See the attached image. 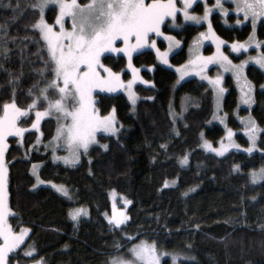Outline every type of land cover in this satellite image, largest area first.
Returning <instances> with one entry per match:
<instances>
[{
    "label": "trees",
    "instance_id": "trees-1",
    "mask_svg": "<svg viewBox=\"0 0 264 264\" xmlns=\"http://www.w3.org/2000/svg\"><path fill=\"white\" fill-rule=\"evenodd\" d=\"M35 2L0 0V104L9 101L14 90L17 103L25 106L31 101L29 89L38 94L51 78L47 49L32 27L39 17L31 7ZM57 12L50 7L48 20L53 22ZM222 18L218 12L212 14L216 31L226 39L246 40L251 34L250 23L227 26ZM203 27L188 24L179 31L185 44L173 55L175 62L188 58L189 46ZM257 34L264 39L261 22ZM212 48L207 45L206 50ZM133 61L144 67L142 77L152 85L138 84L141 99L135 108L122 92L97 93L100 113L115 108L121 131L100 134L101 144L78 164L52 160L50 151L37 146L36 131L26 133L23 143L10 137L7 159L15 216L9 221L14 231L30 229L16 255H10L12 264H32L41 258L42 264H108L117 255V246L126 252L139 240L155 241L162 253L180 254L177 264H264V180L253 182L250 177L252 170L264 165V151L231 150L222 156L207 151L201 134L218 143L226 132L223 124L210 125L215 108L212 86L198 78L177 85V72L158 65L151 49L138 51ZM103 64L122 71L127 58L108 53ZM248 76L255 85L253 106L240 105V92L228 76L223 112L234 128H242L240 117L251 113L264 129V70L250 65ZM184 100L187 108L177 121L173 112ZM42 127L44 138L50 139L54 123L46 121ZM237 136L249 143L243 133ZM259 145L264 148V132ZM185 154L188 161L181 163ZM35 162L42 163L40 176L45 181L68 186L69 194L49 186L33 187ZM113 189L131 201L129 219L121 226L107 218ZM79 207H86L88 215L73 220L69 211ZM30 245L36 252L28 255ZM162 264H173L172 256L163 255Z\"/></svg>",
    "mask_w": 264,
    "mask_h": 264
},
{
    "label": "snow or ice",
    "instance_id": "snow-or-ice-1",
    "mask_svg": "<svg viewBox=\"0 0 264 264\" xmlns=\"http://www.w3.org/2000/svg\"><path fill=\"white\" fill-rule=\"evenodd\" d=\"M195 2L196 0H181L182 6L178 7L177 0H150V2L146 0H85L83 3L81 0H36L31 5L39 11V17L32 27L38 30L47 49L49 60L45 63L46 67L50 66L51 78L44 87L39 89L38 94L29 89L31 101L25 106L17 103L14 90L11 99L0 104V239H2L0 264H12L10 255L11 257L16 255V250L24 243L30 231L28 228L14 231L13 225L9 222V217L15 216V213L8 202V166L5 161L8 137H20L22 140L24 133L28 130L23 126L22 121L29 117L30 113L34 112L35 115V119L30 122V127L37 130L44 117L55 113L57 128L52 141L62 143L69 155L55 157L54 148V158L62 159L65 163H74L79 160L81 150L87 153L91 144L98 143L96 139L98 133L118 132L115 108L107 115H101L96 106L98 103L96 90L114 92L117 89H124L134 107L137 101V93L133 89L135 81L139 79L145 84H151L152 81L143 80V77L138 75L140 69L132 63L133 53L150 44L152 48H155L159 59L165 64L169 63L168 53L180 41L174 36H166L169 45L167 49L161 51L156 47V41L151 39V36L152 34L165 36L161 30L162 25L166 20L175 24L178 12L183 14L185 21H193L196 24L206 22L208 31L200 32L199 36L201 40L212 39L216 43V52L204 56L198 51L201 41H194L197 45L196 54L185 65L177 68V72L180 73L179 79H183L190 71L204 74L208 65L216 64L225 72L231 71L238 83L242 81L241 103L250 105L253 102V85L243 74V69L249 61L264 68V51L255 56H248L239 64L233 63L229 55L221 48L227 42L216 35L210 19L213 11L217 9L225 17L228 15L229 10L224 7L223 0H214L212 5H209L207 0H203L202 15L190 11ZM50 4L57 6L59 10L54 24L49 23L44 16L45 9ZM235 5L233 11L243 14V20L237 19L235 23L242 24L250 20L252 33L247 41H233L231 50L236 53L247 52L253 44L261 48L264 41H259L255 32L258 21L264 24V0H235ZM65 18L70 20L68 27H66ZM118 41L122 42V46H117ZM121 52L126 55L127 66L133 73L132 79L127 81L121 78L120 72H115L102 63L105 53ZM204 78L216 92L217 107H219V98L225 91L222 86L223 76L218 73L215 77L204 75ZM261 87L264 88V85ZM177 115L180 113L173 112L174 119ZM240 120L244 122L243 131L249 141L245 151L252 153L258 146V134L264 132V129H261L251 116L246 120L240 117ZM226 136L227 143L222 139L218 148H213L211 142L207 140H204L203 146L211 148L220 155L230 148L241 147L234 141V132L231 128L227 129ZM104 147L107 148V145L105 144ZM260 151H264V148ZM187 161L188 156L185 154L181 158V163H187ZM234 167L239 168V165ZM37 168L38 165L33 164L32 171L36 174L37 182L43 183ZM250 177L253 182L264 180V168L259 171L253 170ZM167 183L165 181V184ZM57 188L68 195L67 189L63 186H57ZM112 191L115 193L114 189ZM125 202L131 203L126 198ZM113 209L110 220H114L116 224H122L128 219L123 210H119L117 214L115 203ZM69 215L73 220H77L81 215H88V210L84 207L70 209ZM116 251L117 255L110 257L108 264H161L163 255H171L173 264H177L180 256L178 253H161L155 241L146 240L133 244L126 252H121L119 246ZM33 252H36V248L30 245L26 254L31 255ZM36 264H42V258L36 261Z\"/></svg>",
    "mask_w": 264,
    "mask_h": 264
},
{
    "label": "rangeland",
    "instance_id": "rangeland-1",
    "mask_svg": "<svg viewBox=\"0 0 264 264\" xmlns=\"http://www.w3.org/2000/svg\"><path fill=\"white\" fill-rule=\"evenodd\" d=\"M83 2H85V0H81V3H83ZM146 2H150V0H146ZM198 2H203V0H196V2L192 5V8L190 9V11H194L196 14H198V15H202V14H203V8H204V5H203V3H202V4H200L199 7L196 9L195 6L197 5ZM223 2H224V7H225L226 9L229 10V11H228V15L225 17V16L223 15V13L220 12L218 9H217V10H214L213 13H214V12H218V13H220V14L223 16L222 20H223V22H224L225 25H227V26H238V27H242V26H244V25L250 23V20H249V21H244V23H242V24H236L235 21H236L237 19H241V20H243V14H242V13H239V14H238V13H236L235 11H233V9H234L235 6H236V5H235V0H223ZM207 3H208L209 5H212V4L214 3V0H211V1H210V0L208 1V0H207ZM177 5H178V7L182 6V4H181V0H177ZM53 6L56 7L57 10H58V7H57V6H55V5H51V4H50V5L45 9L44 16H45V19H46L49 23H53V24H54L55 20H54L53 22H51V21H49L48 18H47V11H48V9H49L50 7H53ZM58 12H59V10H58ZM58 12H57V15H58ZM213 13H212V14H213ZM232 13L234 14V15H233V16H234L233 19L231 18L232 16H229V15L232 14ZM210 19H211V21H212V15H211ZM65 20H66V27L70 26V20H69L68 18H65ZM225 21H227V23H226ZM259 23H260V21L257 22L255 35H256V38H257L259 41H264V39H263V38H260V37L258 36V34H257V27H258ZM188 24H196V23L193 22V21H185V20L183 19V14L178 12V13H177V17H176V22H175V24H172L170 20H166V21H165V24L162 25L161 30H162V32L165 33V36H159V35H156V34H152L151 39H154V40L156 41V47L159 48L161 51H164L165 49L168 48L169 41L165 38L166 36H168V35L174 36L177 40L180 41V43H179L178 45H175L174 47H172L171 51H169V53H168V61H169V63H167V64L163 63L162 60H160L159 57L157 56V59H158V65L172 68V69H174V70L177 72V68H178V67H180L181 65H185L186 62H187V61H188V60H189L194 54H196V51H197V45L194 43V41H198V40L201 41V42H200L199 49H198L199 53L203 54L204 56H208V55H212L213 53L216 52V43L214 42V40H212V39L201 40V38H200V36H199V33H200V32H205V33H207V31H208L207 23H206V22H201L200 24H196V25H203L204 27L201 28V29L199 30V32L196 34L195 38L192 40L191 45L189 46L190 48H189V55H188V58H187L184 62H182V63H177V62H175V61L173 60V58H172L173 55H174L175 53H177L180 49H182V47H183L184 44H185V39H184V37H182V36L179 35V31H182V30L185 28V26L188 25ZM250 24H251V23H250ZM176 25H180V27H176ZM212 28L214 29V31H215V33H216L217 36H219L221 39H223L224 41L227 42L226 44L222 45L221 48H222V50H223L227 55H229L230 59H232L233 63H235V64H239L241 60H245V59H247L248 56H255V55H257L259 52L264 51V45H262L261 48H257V47L255 46V44H253V45L247 50V52H242V53H236V52H233V51L231 50V44H232L233 41H230V40L226 39L225 37L221 36V35L216 31V29H215V27H214V25H213V21H212ZM251 33H252V32H251ZM247 40H248V38H247L246 40H236V41L244 42V41H247ZM207 45H212L213 48H212L211 50H206ZM117 46H118V47H119V46H122V42H119V41H118V42H117ZM143 49H151V50H153V51L156 53L155 48H152V47L150 46V44L147 45V46H145V47L142 48V49H139L138 51L143 50ZM190 49H191L192 51H190ZM138 51H137V52H138ZM137 52H134V53H133V58H134V55H135ZM105 54H108V53H105ZM112 54H115V55L123 54V55H125V54L122 53V52H121V53H112ZM156 55H157V53H156ZM125 56H126V55H125ZM126 58H127V57H126ZM133 58H132V63H133V65H134L136 68H139V69H140V72H139L138 75L142 77V69H143L144 67H139V66H137V65L134 63ZM102 63H103V57H102ZM127 65H128V60H127ZM173 65H174L175 67H173ZM250 65H257V66L260 67V65L254 63V62H252V61H249V63L246 64V65L244 66L243 74L247 77V80H249V81H251L250 78H249V76H248V67H249ZM107 67H108V66H107ZM261 68H262V67H261ZM151 69H152V68H151ZM262 69L264 70V68H262ZM126 70L129 72V76H127V77L125 76V71H126ZM113 71H115V72H120V73H121V78H122L124 81H127V80H129V79H132V77H133V73H132L131 69L128 68V66H126V69H125V70L117 71V70H114V69H113ZM218 73L221 74V75L223 76L222 86L224 87L225 91H224V93L222 94V96L219 98V101H220V102H219V107H217V94H216V92L214 91V95H215V108H214V114H213V116H212L213 118H212L211 121H210V125H211L212 123H220V124H223V125L225 126L226 132H227V129H228V128H231V129L233 130V132H234V136H233L234 141H235L237 144H240V145H241V147H240L239 149H237V148H230V149H229L227 152H225L223 155L227 154V153H228L229 151H231V150L245 151V149L248 147L249 143H248V144H245V143L242 142L241 139L237 136V133H238V132H241V133H243V134L247 137L246 133L243 131V127H244V126H243L242 128H234V127L230 126V125L228 124V118H227V116L224 114L225 112H223L224 100H225L226 94H227V92H228V86H227V84H226L227 77H228V76H231V77L233 78V80H234V84L237 86V88H238V90H239V92H240V97H241L240 87H241V83H242V81L238 83L237 80H236V78H235V76L233 75V73H232L231 71H227V72H225V71L223 70V68H221L219 65H216V64H210V65H208V68L205 70V73H204V74H197V72H195V71H190L188 75H186V76L183 77V79H179V77H180V73L177 72V75H178V77H177V81L179 80V83H177V85L181 84L183 81H185V80H187V79H189V78H198V79L201 80V81H204V82L209 83V82L204 78V75H208V76H213V77H215ZM143 80H144V79H143ZM149 81H150V80H149ZM139 83H143V81L137 79V80L135 81V83L133 84V89H134V91L137 93V101H136V104H135L134 108L137 106L138 102H139L140 99H141V95H140V93H139V91H138V88H137ZM251 83H252V82H251ZM144 84H145V83H144ZM146 85H147V84H146ZM149 85H152V83L149 84ZM252 85H253V83H252ZM263 85H264V84H263ZM44 86H45V85H44ZM44 86H43V87H44ZM212 88H213V87H212ZM120 92L124 93V94L128 97V93H127L124 89H117V90L114 91V92H108V91H106V90H103V91H102V90H96V93H95V95H96V100H97V93L116 94V93H120ZM252 96H253V102H252L250 105L241 103V100H240V105H241V106H245V107H246V106H247V107H252V106H253V104H254V102H255V98H254V97H255V85H253ZM128 99H129V98H128ZM130 102H131V101H130ZM96 106H97V105H96ZM186 108H187V102L184 100V101H182V102L180 103V106H179V107H175V111H176V113H180L181 111H184ZM100 114H101V113H100ZM101 115H102V114H101ZM106 115H107V114H106ZM115 115H116V114H115ZM249 116H251V117L254 119V117L252 116V114L249 113L248 115L244 116L245 120H246ZM182 117H183V113H180V115H177V116L175 117V119L178 121L179 119H182ZM33 119H35L34 112L30 113V116L27 117V118H25L24 121H22L23 126L27 127L28 130L24 133L22 140H21L20 137H17L18 140H19V142H20V143H23V142H24V139H25L26 133H28V132H30V131H32V130H33V131H36L35 137H36V143H37V146H40L41 149H42V150H45L46 152H47V151H50V152H51V158H52V160H54V161H56V162H61V163H64V164H70V165H71V164H78V163L82 160L83 156L86 155V154H88V152L90 151V149H91L93 146H95L96 144H101V142H100V140H99V135H100V134H106V135H118V134L120 133V131H121V126L119 125V123H117V127H118V129H119L118 132H116V133H114V134H113V133H104V132H100V133H98V134H97V137H96L98 143H93V144H91V145L89 146V148H88L87 153H84L83 150H81V152H80V158H79L78 161H75L74 163H65L64 160L54 158V155H53L54 148H55V157H60V156H67V155H69V153L67 152L65 146H64L62 143H57V142L52 141V137L55 136V134H56V128H57V116H56V114L53 113V114L50 115V116H46V117H44V118L40 121L39 130H37V129H32V128L30 127V122H31V120H33ZM116 119H117V118H116ZM254 120H255V119H254ZM46 121H52V122L54 123V126H55V132H54V134L52 135V137H51L50 139H46V138H44V136H45V130L43 129L42 126H43V124H44ZM117 121H118V120H117ZM255 122H256V124L260 127V125L258 124V122H257L256 120H255ZM243 124H244V122H243ZM260 128H261V127H260ZM226 132H225V135H224V137H223V140H224L225 143H227ZM258 135H259V137H260V134H258ZM10 137H14V136H10ZM10 137H8V141H7L8 146H7V149H6V152H5V161H6L7 166H8V186H7V191H8V202H9V206L11 207V204H10V196H11V193H10V187H9V161H8V159H7V152H8V149H9V139H10ZM37 137H39V142H37ZM204 140H207V141L211 142V145H212L213 148H218V147H220V143H221V140H222V139H221L218 143H215L214 141H212L211 139H209L208 137H206V134H205V135L203 134V136H202L201 146H202L203 148H205L207 151H211V152H213V153H215V154H218V153L212 151L211 148H206V147H204V146H203V144H204ZM257 145H258L257 148L254 149L252 153L257 152V151H259V152H263V151H260L261 147H260V145H259V139H258V141H257ZM245 152H246V151H245ZM247 153H248V152H247ZM218 155H220V154H218ZM221 156H222V155H221ZM33 164H37V165H38L37 173H38V175H39L40 180L43 181V183H38V182H37V178H36V174H34L33 171H32V173H33V175L35 176V179H36L35 188L40 187V186H49V187H52V188L54 187L56 190H58L57 186H63L64 188L67 189V192H68V194H69V187H68V186H66V185H62V184H58V183L53 182V181H45V180L40 176V171H41L42 163H40V162H35V163H33ZM32 166H33V165H32ZM261 168H264V165H263L262 167L258 168V169H254V170L259 171ZM252 171H253V170H252ZM252 171H251V172H252ZM257 181L260 182V181H262V180H257ZM49 182H50V183H49ZM167 184H170V183L168 182ZM60 192H62V191H60ZM110 197H111V202H112V209H111V212L107 215V218H108V220H109L113 225H115V226H121V225H123L124 223H126V222L128 221V219H129L128 207L130 206L131 203H126V202H125V198H126V197H124L123 195L118 194L116 191H115V193H113V191L111 190V191H110ZM126 199L129 200L128 198H126ZM129 201H130V200H129ZM114 203H115V208H116V210H117V214H118V211H119V210H123V211L127 214L128 219L125 220L122 224H116L114 220H110V219H109V217H111V216L113 215V211H114V209H113V204H114ZM84 208H86V207H84ZM9 219H10V217H9ZM9 222H10V221H9ZM28 233H29V232H28ZM27 236H28V235H27ZM27 236L25 237V240H26ZM139 241H140V240H139ZM139 241L136 242V243H139ZM146 241H148V240H146ZM0 242H2V239H0ZM149 242H151V241H149ZM136 243H134V244H136ZM131 247H132V245H131L129 248H131ZM157 248H158V246H157ZM158 251L162 253V251L159 250V248H158ZM15 264H20V263H15ZM32 264H36V262H35V263H32ZM161 264H162V257H161Z\"/></svg>",
    "mask_w": 264,
    "mask_h": 264
},
{
    "label": "flooded vegetation",
    "instance_id": "flooded-vegetation-1",
    "mask_svg": "<svg viewBox=\"0 0 264 264\" xmlns=\"http://www.w3.org/2000/svg\"><path fill=\"white\" fill-rule=\"evenodd\" d=\"M209 1V0H208ZM211 1V0H210ZM203 2H198L197 5L195 7H197L198 5L202 4ZM233 14V13H232ZM232 14H230L229 16H231Z\"/></svg>",
    "mask_w": 264,
    "mask_h": 264
}]
</instances>
